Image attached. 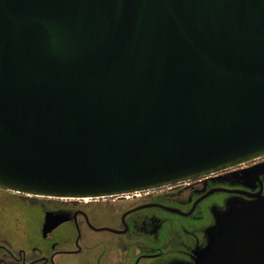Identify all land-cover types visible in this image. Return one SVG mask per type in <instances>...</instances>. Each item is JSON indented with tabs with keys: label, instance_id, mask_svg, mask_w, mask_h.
<instances>
[{
	"label": "water",
	"instance_id": "95a60500",
	"mask_svg": "<svg viewBox=\"0 0 264 264\" xmlns=\"http://www.w3.org/2000/svg\"><path fill=\"white\" fill-rule=\"evenodd\" d=\"M263 157L264 0H0V189L122 197ZM253 197L193 264H264ZM68 221L46 211L41 236Z\"/></svg>",
	"mask_w": 264,
	"mask_h": 264
},
{
	"label": "flooded vegetation",
	"instance_id": "af4514ba",
	"mask_svg": "<svg viewBox=\"0 0 264 264\" xmlns=\"http://www.w3.org/2000/svg\"><path fill=\"white\" fill-rule=\"evenodd\" d=\"M263 162L264 157L207 177L151 190V193L143 192L144 195L113 199L116 204H127L119 214L117 226L109 225L110 220L96 225L85 211L55 210L69 217L62 225L70 228L73 239L72 242H51L50 256L42 258L38 264H55L57 255L80 254L82 249L76 245V240L82 235V227L119 239L117 246H113L118 256L107 257L103 262L85 260L80 264H193L197 253L207 244L206 232L214 224V212H222L226 203L234 198L252 200L253 195L264 196V175L244 174ZM71 243L73 249H70ZM56 247H61L59 252ZM5 254L12 255L9 250ZM12 256L18 263L21 260L20 264H26L22 251L19 253L22 258Z\"/></svg>",
	"mask_w": 264,
	"mask_h": 264
},
{
	"label": "rangeland",
	"instance_id": "374dc122",
	"mask_svg": "<svg viewBox=\"0 0 264 264\" xmlns=\"http://www.w3.org/2000/svg\"><path fill=\"white\" fill-rule=\"evenodd\" d=\"M157 191L161 190L155 192ZM140 194L144 195V193ZM116 198L118 197L93 199L88 202L84 200H59L27 197L0 189V259L4 253H7V250L17 258H22L19 256L22 251L26 264L30 262L38 264L42 258L50 256L49 246L51 242L61 243L64 240L72 242L73 234L67 225L60 226L46 239L41 236V226L46 211L77 209L88 213L91 221L96 225L107 224V220H110L109 225L117 226L119 214L126 208L127 204L125 202L120 204L112 202ZM81 234L78 245L82 252L74 255H57L55 256V264H80L85 260L97 261L98 259L103 262L107 257L118 256L114 253L115 248L113 247L117 246L116 241L119 239L117 236L108 233H93L85 227L81 228ZM72 245L73 243L70 244V249L74 248ZM133 248L135 247L133 246ZM60 249L61 247L55 248L56 252H59ZM19 262L21 263V260Z\"/></svg>",
	"mask_w": 264,
	"mask_h": 264
},
{
	"label": "trees",
	"instance_id": "16d2710c",
	"mask_svg": "<svg viewBox=\"0 0 264 264\" xmlns=\"http://www.w3.org/2000/svg\"><path fill=\"white\" fill-rule=\"evenodd\" d=\"M0 264H19L12 255L5 253L3 254V257L0 259Z\"/></svg>",
	"mask_w": 264,
	"mask_h": 264
},
{
	"label": "bare ground",
	"instance_id": "6f19581e",
	"mask_svg": "<svg viewBox=\"0 0 264 264\" xmlns=\"http://www.w3.org/2000/svg\"><path fill=\"white\" fill-rule=\"evenodd\" d=\"M89 200H91V199H84V201H87V202H88ZM41 222H42V221H41Z\"/></svg>",
	"mask_w": 264,
	"mask_h": 264
}]
</instances>
